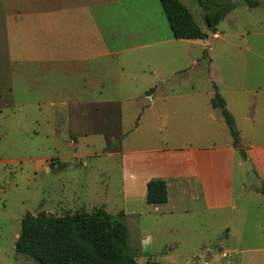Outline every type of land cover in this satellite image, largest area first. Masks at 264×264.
I'll return each mask as SVG.
<instances>
[{
	"label": "rangeland",
	"instance_id": "374dc122",
	"mask_svg": "<svg viewBox=\"0 0 264 264\" xmlns=\"http://www.w3.org/2000/svg\"><path fill=\"white\" fill-rule=\"evenodd\" d=\"M25 1L0 0V264H37L15 252L27 212L59 216L97 209L122 223L137 264H229L228 247L236 239L225 235L228 213L204 210L198 201L185 213L148 204L140 179L127 176V170L141 165L135 166L125 152L224 144L230 135L220 109L211 107L214 86L239 126L245 109L264 114V0H254L258 4L253 7L247 0H181L206 33L195 40L173 38L159 0H31L37 10L50 5L55 10L52 34L74 36L54 41L58 51L53 52L121 51L117 59L107 58L106 65L110 61L123 77L132 76L131 91L122 92L139 97L110 107H87L74 97L95 94L103 100L118 90L79 91L76 83L62 89L60 58L53 57L52 76L35 70L50 67V60L24 61L32 51L29 43L13 38L12 23L16 5ZM199 1L209 10L225 2L235 7L213 33ZM81 2L98 5L92 9L94 22ZM72 3L78 9L65 16L63 9ZM20 29L21 34L29 32L26 26ZM87 34L99 40L85 43ZM113 36L119 38L114 41ZM162 79V92L170 99L151 104L142 88ZM104 127L116 136L99 133ZM247 134L244 148L249 139L264 140L257 131Z\"/></svg>",
	"mask_w": 264,
	"mask_h": 264
},
{
	"label": "crops",
	"instance_id": "0c3cea01",
	"mask_svg": "<svg viewBox=\"0 0 264 264\" xmlns=\"http://www.w3.org/2000/svg\"><path fill=\"white\" fill-rule=\"evenodd\" d=\"M32 4L29 0V2L25 1L16 5V13L12 23L13 38L18 43L21 41L29 43L26 46L32 51L26 57L27 60H24L25 62L35 64L37 61L47 63L50 60V67L45 66V68L40 67L35 70L46 75L49 73L52 76L54 68L51 62L53 57L60 58L62 89H67V87L72 89L74 83H76V89L79 91H99L104 87L118 90V92L103 98V100L97 99L95 94L93 96L79 94L74 97L75 100H78V103L87 107L117 106L127 100L138 99L139 96L134 97L122 92L124 90L131 91L130 83L133 81V77H123V74L115 69L114 65L110 64V61L106 65L107 58L115 60L121 51H93L91 49L82 52L69 49L63 51L64 48H61V51L53 52L58 51L53 50L54 41H68L73 39L74 36L63 35L61 37L52 34L51 21L54 18L53 13L55 10L52 9L51 5L44 8L40 6V9L37 10L36 7L33 8ZM80 6L88 10L90 20L94 22L95 17L92 9L95 6L98 7V5L92 3H86L85 5L82 3ZM78 7V3H72L67 10L63 9L64 12L67 11V13H64L65 16L66 14L69 15V11L73 12ZM22 25L28 28V33L21 34L20 28ZM118 38L116 36L110 37L114 41ZM83 40L85 43H95L99 38L97 35L87 34L83 35ZM27 70L28 72L31 71V69ZM18 73L20 75L22 73L20 67ZM164 81L162 79L156 82L153 87L148 85L142 88L145 96L149 95L151 104H154L155 101L165 103L167 99H170L169 95L162 92ZM51 88L52 86H50ZM156 89L155 94L153 90ZM99 96L102 97L101 94ZM61 104L67 103L61 102ZM51 105L53 106L54 103L51 102ZM225 105L236 122L240 148H244L241 142L249 136L248 131L254 130L258 134H264L262 129L264 127V114L258 111L250 114L245 109L242 114L243 126H239L235 112L227 106L226 101ZM258 127L260 128L256 130ZM107 130L104 127L98 132L103 133L104 136L108 134L112 137L116 136L115 132ZM134 130H138L137 125ZM244 149L247 160L239 157L237 149L232 145L231 136L224 144L215 147H194L190 149L148 147L132 149L125 153L129 155L130 160L133 159L132 162L135 166L136 163H140L141 167L127 170V176L131 179L138 177L145 192L149 180L164 179L167 186V201L150 205H154L156 208H159V206L168 208L165 210L168 213L175 211L185 213L188 209H191L190 204L197 201L201 203L204 210L220 208L223 216L227 212L228 218L225 224L227 231L225 235L227 239L230 236L236 239V242L231 243L228 247L231 255L229 264H264V235L262 234V229H264V196L257 190L261 184H264V140L249 139L246 141ZM129 164L130 162L126 160L125 165L129 166ZM250 170H253V180H250L252 178L249 177ZM236 176L239 177L237 184ZM233 229L236 230L234 233ZM222 256H225V254L223 253Z\"/></svg>",
	"mask_w": 264,
	"mask_h": 264
},
{
	"label": "trees",
	"instance_id": "16d2710c",
	"mask_svg": "<svg viewBox=\"0 0 264 264\" xmlns=\"http://www.w3.org/2000/svg\"><path fill=\"white\" fill-rule=\"evenodd\" d=\"M250 6L257 1L247 0ZM174 39H204L190 10L181 0H159ZM204 8V21L215 33L216 26L234 9L235 5L225 2L209 10ZM211 99L213 108H219L232 138V145L246 159L239 146V131L234 117L226 108L225 100L218 92ZM57 162V161H56ZM148 204L165 203L167 186L163 179H152L146 184ZM264 196V184L257 189ZM130 235L120 221L97 209L93 213L76 212L71 215H53L45 211L36 214L27 212L21 219V228L15 240V252L32 257L37 264H137L131 253Z\"/></svg>",
	"mask_w": 264,
	"mask_h": 264
}]
</instances>
